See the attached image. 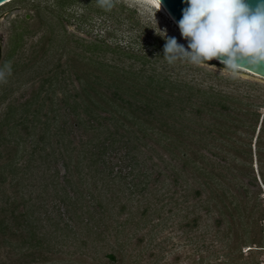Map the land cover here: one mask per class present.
Returning <instances> with one entry per match:
<instances>
[{"label": "rangeland", "instance_id": "rangeland-1", "mask_svg": "<svg viewBox=\"0 0 264 264\" xmlns=\"http://www.w3.org/2000/svg\"><path fill=\"white\" fill-rule=\"evenodd\" d=\"M112 2L111 9L101 7L99 0H11L0 6V41L7 57L5 68L0 74V132L3 135L0 140H4L7 127L21 118L18 116L27 115L29 129L26 132L18 124L12 136L6 135L11 141L6 143L4 140L0 144V162L13 157L17 165L24 164L29 157L26 151H30L34 144L41 152L52 151L54 160L43 162L48 169L42 172V176L39 177L41 171L34 169L40 161L32 162L35 182L40 179L47 184L50 192L51 181L58 180L65 185L64 177H68L74 180L70 185L73 189L67 184L65 186L71 195H79L74 190L83 187L94 194H97V190L101 191L96 199H91L93 203L99 199L106 201L109 193L104 194L102 190L106 189L104 183L108 178L97 171L94 164H89V153H92V149L95 151L94 144L98 146L100 143L95 134L104 128L112 129V120L96 119L91 122L85 112L80 110V114L76 115L70 111L62 98L79 88L75 73H85L88 69L96 74L103 71L96 62L110 64V70H115L117 75L118 71L122 72V80L126 78L125 69L138 72L134 73L135 77L129 76L127 89V95H131L132 102L137 105L141 103L140 99L145 100L150 96L151 91L174 95L179 92L183 97L189 93L190 86L213 87L238 97L242 107L250 105L251 110L259 112L260 119L264 115L263 79L242 69L237 77H232L220 62L214 60L207 62L210 66H198L186 61L169 64L163 57L165 38L160 36L162 33L158 29L163 30L167 37H176L178 43L187 47L170 17L150 0ZM94 43L99 45L98 48ZM54 76H57V80H54ZM49 77H53L50 87L47 81ZM165 79L178 83L182 90L177 92L176 89H170ZM99 88L101 91L107 90L104 85ZM109 91L105 93L107 96H111L113 88ZM41 102L43 104L40 107ZM175 102L176 106H184L185 111L190 110L189 103ZM26 103L28 110H21ZM121 103L126 104L117 99L104 105L112 110V107L118 108ZM37 107L41 109L38 116L41 122L31 121ZM11 111H15L16 115L7 122L5 116H10ZM111 113L99 112L100 116L106 117ZM238 115L244 116L243 119L249 116L243 115V111L238 112ZM191 116L186 121L196 119ZM202 116L206 120L210 118L207 112H203ZM78 119H82L83 123L80 124ZM100 122L103 124L101 127L98 125ZM196 128L201 130L203 127ZM41 133L45 134L43 140ZM17 136L24 138V141L19 143L22 147L18 151L17 147L14 154V137ZM141 139L138 157L144 159L140 160L144 164L135 167L129 174H126L129 165L118 163V157L123 153L122 146L118 147L115 156L110 154V159L104 156L112 163L111 175L119 173L112 184L118 191V198H112L104 204L107 209L105 215L110 218L105 221L104 215L103 219L106 223L110 222L108 229L111 232L106 231L102 237L91 234L86 246L79 245L80 239L75 240L70 236L67 238L69 245H64L60 254H55L60 260L42 262L40 255L37 257L39 262L34 264H219L220 260L226 259L224 253L230 245L226 237L222 238L224 225L217 227L210 214L197 208L196 198L191 192L184 196L187 197L184 200L180 183L173 180L171 172L165 170L157 175V166L160 169L163 166L159 156L167 160L169 154L155 144L151 136ZM251 140L253 150L254 136ZM41 146L44 149H40ZM202 150L209 155L207 150ZM148 155H152V159H148ZM76 158L82 161L77 164ZM100 166L98 162L97 167ZM144 174L149 179L147 189H142ZM2 186L9 193L13 191L7 180ZM33 189L32 196H35L39 189L35 186ZM149 189L154 192L150 193ZM261 189V196L251 201L257 202L255 216L259 213L261 216V208L264 209V188L261 186ZM85 194L83 202L87 199ZM124 203L126 206L121 210L120 205ZM18 207L22 209V205ZM191 209L199 210L202 216L199 226L195 228L184 225L194 214ZM60 213L65 219L63 208ZM259 222L263 223L264 231V216L263 222ZM71 223L77 227V231H81L78 232L79 236L86 238L80 221L76 219V222ZM262 239L264 241V235ZM84 251L87 253L83 254ZM241 251L243 256L238 264H251L258 259L264 263V249L249 252L247 247H243ZM106 253H113L116 261H109ZM0 255L5 253L2 251Z\"/></svg>", "mask_w": 264, "mask_h": 264}, {"label": "trees", "instance_id": "trees-1", "mask_svg": "<svg viewBox=\"0 0 264 264\" xmlns=\"http://www.w3.org/2000/svg\"><path fill=\"white\" fill-rule=\"evenodd\" d=\"M94 46L98 48L99 45L94 43ZM96 63L103 71L96 74L88 69L85 73H75L79 88L69 93V97L64 96L62 101L76 115L80 114V110L85 112L91 122L96 119L112 120V129L104 128L95 134L97 142L100 143L98 146L94 144L95 151L92 149L88 159L89 164H94L96 170L108 178L104 183L106 189L102 190L104 194L109 193L106 201L102 202L99 199L93 203L91 199H96L101 191L97 190V194H94L84 187L81 190H74L79 195L69 194L65 186H72L74 180L68 177H64L63 181L67 185L61 184L58 180L51 181L50 192L46 183H42L40 179L35 182L32 176V162L40 161L34 168L41 171L40 177L43 175L42 172L48 169L44 167L43 162L54 160L52 151L41 152L35 144L31 146L30 151H26L29 157L24 164L17 165L13 157L6 162H0V201H3L0 204V254L2 251L5 253L0 255V264H34L39 262L37 257L40 255L42 262H54L61 259L55 254H60L61 248L68 244V237L80 239L79 245L86 246L91 234L102 237L106 231L111 232L108 229L110 222H105L110 216L105 215L107 209L104 204L109 203L112 198H118V191L112 184L114 179L119 177V173L115 172L111 175L113 166L108 161L111 158L109 156L110 154L115 156L118 147L122 146L123 153L119 155L118 163L129 165L130 169L126 174L131 173L135 167L144 164L140 161L144 159L138 157L139 144L144 136H151L152 141L169 154L167 160L159 156L163 166L161 169L157 166V175L165 170L171 172L173 180L180 183L182 196L191 192L196 198L197 208L204 209L207 215L210 214L217 227L224 225L222 238L226 237L229 240L230 248L228 247L227 252L224 253L226 259L220 260L219 264H238L243 256L241 251L243 247H247L249 252L263 250V223L259 221L263 222L264 209L261 208V216L260 213L255 216L257 202L251 201L259 198L262 193L261 186L264 188V115L260 119L259 112L251 110L250 105L242 107L240 106L242 101L238 97H232L230 93L213 87L200 88L189 85V89L187 88L189 93L182 97L178 92L182 90L178 87V83L167 79L165 81L170 85V89H176L178 94H159L151 91L150 96L145 100L140 99L141 103L137 105L132 102L131 95H127V89L129 76L135 77L134 73L138 72L125 69L123 72L126 73V78L122 80L120 78L122 72L118 71L119 75L115 74V70H110L112 67L110 64L103 61ZM112 75L114 77L109 81ZM52 80L53 77L47 80L49 87ZM54 80H57V76H54ZM100 85H104L107 90L101 91ZM107 91L111 96L105 94ZM194 98L198 101L196 99L194 101ZM117 99L126 104L121 103L118 108L112 107V110L104 105L110 100L115 102ZM175 101L182 104L189 103L190 110L185 111L184 106H176ZM27 104L21 110L27 111ZM42 104L39 103V106L41 107ZM101 110L109 113L113 111V113L108 117L100 116ZM40 111L39 107L35 109L31 121H42L38 117ZM241 111L243 115L249 116L243 119L244 116L238 115ZM203 112H207L210 116L208 120L203 118ZM15 115V111H11L10 116H5L7 122ZM189 115L196 119L186 121ZM18 117L21 118L7 127L6 135L12 136L18 124L26 132L29 131L26 124L27 115ZM77 121L83 123L82 119ZM98 125L101 127L103 124L100 122ZM194 125L203 128L197 130ZM1 133L0 139L3 136ZM6 135L4 140L7 143L11 139ZM44 135L41 133V138ZM14 138L13 150L16 154V148L18 147V151L22 147L19 143L24 141V138L20 136ZM4 140H0V144ZM104 140L107 142H102ZM150 148L153 150L152 147ZM40 149H44V146ZM202 149L207 150L209 155ZM222 150L227 153L224 154ZM230 150L231 154L228 153ZM147 158L152 159V155H148ZM81 161V158H76L77 164ZM98 162L101 164L100 168L97 167ZM120 170L121 168L118 171ZM144 176L142 189H147L149 179L147 174ZM24 179L26 181H23ZM6 180L13 189L10 193L2 188ZM156 181L158 182L159 179L157 178ZM34 186L39 192L32 196ZM149 192L154 191L149 189ZM84 194L88 199L85 202L82 201ZM18 205H22V209H19ZM124 206L125 203L121 204L120 209L123 210ZM61 208L66 216L65 219L60 213ZM191 210L194 214L184 225L195 228L199 226L202 216L199 210ZM54 213L56 215H53ZM76 219L80 221L86 238H81L78 233L81 231H77V227L71 223L76 222ZM105 256L109 261H116L113 253H106ZM21 258L23 260L19 262ZM259 263L263 261L258 259L251 262V264Z\"/></svg>", "mask_w": 264, "mask_h": 264}, {"label": "clouds", "instance_id": "clouds-1", "mask_svg": "<svg viewBox=\"0 0 264 264\" xmlns=\"http://www.w3.org/2000/svg\"><path fill=\"white\" fill-rule=\"evenodd\" d=\"M183 2L186 7L177 26L187 47L158 29L165 38L163 57L169 64L186 61L210 66L207 62L216 59L232 77L242 67H264V0H256L254 7L249 0ZM99 4L105 9L113 7L112 0H99Z\"/></svg>", "mask_w": 264, "mask_h": 264}, {"label": "water", "instance_id": "water-1", "mask_svg": "<svg viewBox=\"0 0 264 264\" xmlns=\"http://www.w3.org/2000/svg\"><path fill=\"white\" fill-rule=\"evenodd\" d=\"M11 0H0V6L9 2ZM158 2V0H156ZM249 3L254 7L256 0H249ZM160 5L165 10V12L168 14L170 19L176 24L177 21L182 16V9L186 7V4L183 2V0H160ZM178 27V26H177ZM216 62H219L216 59H213ZM216 65V64H214ZM221 68V66L216 65ZM242 70H245L261 79L264 80V67L258 68V69H250L248 67H242Z\"/></svg>", "mask_w": 264, "mask_h": 264}, {"label": "flooded vegetation", "instance_id": "flooded-vegetation-1", "mask_svg": "<svg viewBox=\"0 0 264 264\" xmlns=\"http://www.w3.org/2000/svg\"><path fill=\"white\" fill-rule=\"evenodd\" d=\"M3 51H4V48H3L1 41H0V74H2V72L5 68L6 59H7V57H5Z\"/></svg>", "mask_w": 264, "mask_h": 264}, {"label": "bare ground", "instance_id": "bare-ground-1", "mask_svg": "<svg viewBox=\"0 0 264 264\" xmlns=\"http://www.w3.org/2000/svg\"><path fill=\"white\" fill-rule=\"evenodd\" d=\"M150 1H152L156 6H158L159 7V4H158V2L156 1V0H150ZM161 10H163L164 11V13H166L165 12V10L162 8V6L160 5V7H159ZM167 14V13H166ZM168 15V14H167Z\"/></svg>", "mask_w": 264, "mask_h": 264}, {"label": "built area", "instance_id": "built-area-1", "mask_svg": "<svg viewBox=\"0 0 264 264\" xmlns=\"http://www.w3.org/2000/svg\"><path fill=\"white\" fill-rule=\"evenodd\" d=\"M259 264H264V263H259Z\"/></svg>", "mask_w": 264, "mask_h": 264}]
</instances>
